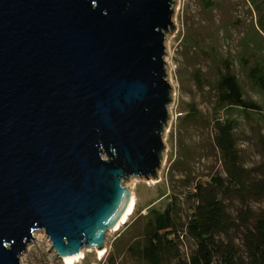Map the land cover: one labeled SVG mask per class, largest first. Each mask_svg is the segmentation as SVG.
Segmentation results:
<instances>
[{
  "label": "water",
  "instance_id": "1",
  "mask_svg": "<svg viewBox=\"0 0 264 264\" xmlns=\"http://www.w3.org/2000/svg\"><path fill=\"white\" fill-rule=\"evenodd\" d=\"M175 0H0V264L44 231L104 249L132 191L158 179Z\"/></svg>",
  "mask_w": 264,
  "mask_h": 264
},
{
  "label": "rangeland",
  "instance_id": "2",
  "mask_svg": "<svg viewBox=\"0 0 264 264\" xmlns=\"http://www.w3.org/2000/svg\"><path fill=\"white\" fill-rule=\"evenodd\" d=\"M216 1L217 8L210 9L204 6L203 0H175L176 26L168 34L165 57L168 78L173 85V101L170 105L171 118L163 137L166 149L159 177L150 181L139 177L124 181L132 191L134 202L132 211L115 230L107 231L103 255L99 254L97 248L85 247L81 251V257L74 260L73 264H112V262L145 264L132 258L127 251V246L131 242V232L139 231L144 224V220L133 223L136 217L146 214L151 205L163 209L170 196L175 193L181 197V224H184L188 218L190 205V201L184 197L190 189L188 184L193 185L198 180L208 181L218 172L226 177L224 156L214 144L216 129L212 122V114L213 116L218 114L214 108V94L207 87L201 89L196 86L193 72L199 68L204 71L205 76L209 75L208 60L203 51L209 50L213 44L222 54L231 53L234 56L249 58L245 62V64L249 62V65L263 63L264 53L257 55L251 46L246 49L247 51L244 49V39H248V36L257 30L255 15L247 5V1ZM236 59L239 68L242 69L240 60L237 57ZM244 85L248 97L264 105V93L256 87L246 83ZM189 104H194L199 114L196 117L183 119L186 115L183 108H187ZM243 113L235 111V116L240 119L237 148L240 162L248 170V181H252L254 178L264 176L262 144L264 116L262 118L257 113H253L251 117L246 118ZM174 159L177 160L175 163H173ZM224 201L232 214H235L242 205V198L239 196L226 197ZM247 201H250L254 208H264V199L247 198ZM231 237L240 243L238 232L231 233ZM194 248V241L185 237L182 244L184 254L189 255ZM21 262L22 264H67L56 253L44 231L35 232L34 239L21 255Z\"/></svg>",
  "mask_w": 264,
  "mask_h": 264
},
{
  "label": "trees",
  "instance_id": "3",
  "mask_svg": "<svg viewBox=\"0 0 264 264\" xmlns=\"http://www.w3.org/2000/svg\"><path fill=\"white\" fill-rule=\"evenodd\" d=\"M203 1L204 6L217 8V1ZM246 1L255 15L257 30L244 39V49L247 51L251 46L256 54L264 53V0ZM215 46L203 51L209 75L205 76L198 68L193 78L196 86L207 87L214 94V108L218 112L212 114L216 129L214 144L224 156L227 175L224 177L218 172L208 181L188 184L190 189L184 197L190 205L184 224H181V197L175 193L163 209L151 205L146 214L136 217L133 223L144 220V224L139 231L131 232L127 251L132 258L145 264H264V208H254L247 201V198L264 199V176L248 181V170L241 164L238 153L240 119L235 116L238 110L244 112L246 118L253 113L263 118L264 105L248 97L244 83L264 93V61L245 64L249 58L222 54ZM183 109L186 111L183 119L199 114L194 104ZM262 144L264 153V140ZM176 161L174 159L173 163ZM231 196L242 198V205L235 214L229 212L224 201ZM233 232H238L240 243L231 237ZM185 237L195 243L189 255L182 251Z\"/></svg>",
  "mask_w": 264,
  "mask_h": 264
},
{
  "label": "bare ground",
  "instance_id": "4",
  "mask_svg": "<svg viewBox=\"0 0 264 264\" xmlns=\"http://www.w3.org/2000/svg\"><path fill=\"white\" fill-rule=\"evenodd\" d=\"M131 199H132V195H131ZM133 204H134V202H133V199H132V200H130V203H129L128 207L126 208V210H125L124 214L122 215V217H121V218L117 221V223L114 225V228H112L113 230H115L119 224H121L122 222L125 221L127 214H129V213L132 211ZM112 229H111V230H112ZM97 249H98V248H97ZM98 252H99L100 255H103V254H104V249H102V250H99V249H98ZM81 255H82V254L79 253V254H77V255H73V256H71V257H64L63 259H64V261H65L67 264H73V261L76 260L77 258L81 257Z\"/></svg>",
  "mask_w": 264,
  "mask_h": 264
}]
</instances>
